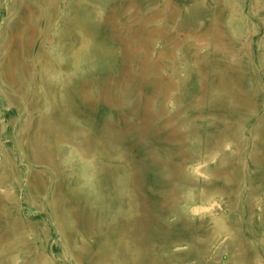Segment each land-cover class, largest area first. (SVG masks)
<instances>
[{
	"label": "rangeland",
	"instance_id": "1",
	"mask_svg": "<svg viewBox=\"0 0 264 264\" xmlns=\"http://www.w3.org/2000/svg\"><path fill=\"white\" fill-rule=\"evenodd\" d=\"M0 264H264V0H0Z\"/></svg>",
	"mask_w": 264,
	"mask_h": 264
}]
</instances>
